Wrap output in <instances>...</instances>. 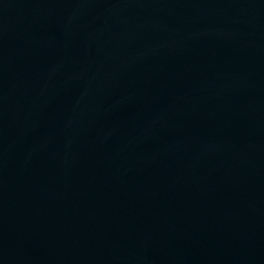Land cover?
I'll list each match as a JSON object with an SVG mask.
<instances>
[{
	"label": "water",
	"instance_id": "water-1",
	"mask_svg": "<svg viewBox=\"0 0 264 264\" xmlns=\"http://www.w3.org/2000/svg\"><path fill=\"white\" fill-rule=\"evenodd\" d=\"M0 264H264V0H0Z\"/></svg>",
	"mask_w": 264,
	"mask_h": 264
}]
</instances>
